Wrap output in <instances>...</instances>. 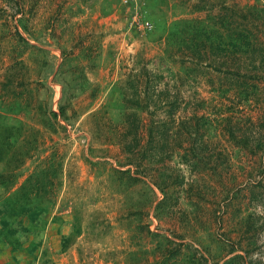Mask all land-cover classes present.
<instances>
[{"label": "rangeland", "instance_id": "374dc122", "mask_svg": "<svg viewBox=\"0 0 264 264\" xmlns=\"http://www.w3.org/2000/svg\"><path fill=\"white\" fill-rule=\"evenodd\" d=\"M33 8L27 30L16 23L24 41L0 28V128L30 141L22 163L0 161L15 182L0 185V264H264V0ZM143 58L181 89L179 115L200 120L170 157L120 141ZM229 115L252 122L248 145L223 133ZM53 151L60 184L15 200Z\"/></svg>", "mask_w": 264, "mask_h": 264}, {"label": "trees", "instance_id": "16d2710c", "mask_svg": "<svg viewBox=\"0 0 264 264\" xmlns=\"http://www.w3.org/2000/svg\"><path fill=\"white\" fill-rule=\"evenodd\" d=\"M33 5L34 0H2L0 28L8 29L9 35L14 36L15 40L24 41L16 23L22 24L24 30L28 29L30 16L34 13ZM12 28L14 29L13 32H11ZM4 34L2 33L0 38ZM149 60L144 58L141 60L139 72L134 71L136 68L129 70L128 80L133 78L135 82L137 81L138 86L133 90L131 88L130 92L128 89L123 92L125 110L119 137L122 147L133 153L138 159L147 156L170 157L174 150L183 147L182 138L191 136L188 130L190 125L196 120L193 125L197 126V133L200 126L199 117L185 118L179 115V109L184 103L181 89H178L175 81L171 82L172 78H168L159 69L147 68ZM16 65L18 72L14 71L13 73L14 76L17 74L20 91L23 96L28 93L31 96V80H26L18 62ZM130 96H133V106L130 104ZM59 107L64 113L65 108L61 105ZM51 113L53 116L57 115L55 111H51ZM233 118L234 116L229 115L221 120V122H226L225 128L222 129L223 133L237 143L248 145L250 136L246 129L250 128L249 125H252V122L241 119L233 120ZM13 139H22V143L17 144ZM29 143L30 141L24 138L20 129L0 128V161L22 163L24 156L28 153L26 146ZM57 154L53 151L48 159H45L44 166L40 171L28 174L26 183H23L19 187V191L16 192L15 200L18 198L20 200L24 195H29L33 189L36 190L35 195L38 191H41L43 195L51 192L52 185L55 183L53 179H59L58 175L62 166L61 158ZM5 175L0 174V185L5 187L8 182L11 183V186L14 185L15 182H11V177H5ZM59 184L60 180L57 182V185Z\"/></svg>", "mask_w": 264, "mask_h": 264}]
</instances>
